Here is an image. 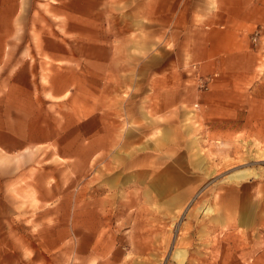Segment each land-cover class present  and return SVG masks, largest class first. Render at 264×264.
<instances>
[{
    "label": "crops",
    "instance_id": "1",
    "mask_svg": "<svg viewBox=\"0 0 264 264\" xmlns=\"http://www.w3.org/2000/svg\"><path fill=\"white\" fill-rule=\"evenodd\" d=\"M54 1L48 4L52 15L58 18L51 26L52 31L42 32L38 44H18L20 36L16 26L17 22L20 25L22 2L0 0V150L4 153L0 168L5 181L1 192L4 212L11 213L3 218L2 228L19 227L25 232H20L18 237L5 236L2 251L5 255L12 253L18 264L63 263L65 256L66 238L56 236L53 239L54 225L48 222L52 221L54 212H63V198L68 196L52 183L51 149L57 151L58 168L65 166L70 158L63 150V140L54 139L53 120H42L44 107L39 103L40 93L63 99L68 88L75 85L77 91H70L68 103L77 104L71 111L79 116V112H84V104L82 108L79 106L84 98L79 93L80 84H85V74L92 75L94 86H98L93 92L92 127L87 128L89 124L83 121L78 138L91 133L92 158L95 159L114 142L113 111L102 112L100 107L102 78L110 77V82L115 79L116 85H140V100L144 102L145 112H129L125 105L124 115L127 121L132 119L142 126L146 121L151 126L150 129L142 127L141 133L147 135H142L138 142L143 144L146 140L148 150L157 148L160 152L146 153L137 160L135 171L139 173L135 174L139 175L143 195L153 185L156 194L164 196L166 190L174 188L176 180L172 172H166L165 165L168 161L174 164L171 156L181 149L182 120L181 117L176 120V109L199 99L200 112H220L221 116H226L227 112H237L242 100H246L247 93L252 94L256 85L259 53L251 46L250 34L262 23L263 16L262 8L254 0H211L215 9L200 29L198 0ZM138 31L141 35L139 47L131 37ZM154 46L158 53L155 63ZM137 51L142 56L138 67L143 75L139 77L137 73L132 75L138 68L134 59ZM38 58H46L51 63L52 74L48 76L49 85L41 86L36 96L37 69L44 65L38 61L37 67ZM155 69L156 76H152L150 70ZM175 69L182 76L175 75ZM190 70H195L196 74L190 76ZM197 77L207 80L204 92L194 87ZM186 85H191L189 95L185 93L188 92ZM149 114L154 119L148 120ZM157 132L163 133L162 138L149 141L152 133ZM79 147L84 149V143L78 142ZM38 152H44V156L36 155ZM76 163L83 165L85 160L77 158ZM37 164L40 165L38 169ZM111 164L106 162V166ZM130 171L133 168L119 170L121 174ZM55 197L60 198L58 203H54ZM99 201L94 212L102 214L99 222L104 223V214L110 213V200ZM65 203L67 211V201ZM247 213L239 215L237 212L234 225L239 222L244 226L252 224V214ZM257 218L252 217L253 220ZM64 219L65 222L61 215L56 220L57 230L63 228V223L67 226L66 217ZM32 230L38 236H30ZM97 234L93 235L92 255L83 248L78 249L76 262L86 264L95 258L94 264H102V261L111 260L112 243ZM181 256L184 254H175L176 258Z\"/></svg>",
    "mask_w": 264,
    "mask_h": 264
},
{
    "label": "rangeland",
    "instance_id": "2",
    "mask_svg": "<svg viewBox=\"0 0 264 264\" xmlns=\"http://www.w3.org/2000/svg\"><path fill=\"white\" fill-rule=\"evenodd\" d=\"M21 2V21L16 26L20 41L17 40V43L38 44L40 34L45 31L50 33L51 26L58 19L48 6L55 1ZM254 2L262 8L263 21L250 34L251 46L259 53L253 92H246L248 97L242 100L243 104L239 105L237 112H227L226 116H221L220 112H200L199 99H193L190 105L183 104L176 109V120L179 117L182 120L181 149L171 156L174 164L168 161L165 165L166 172H172L176 180L174 188L166 190L164 196H158L153 185L143 195L139 175L135 174L139 173L135 171L137 160L146 153L160 152L157 148L148 150L146 140L143 144L138 142L142 135H147L141 133L142 127L148 126L150 129L151 126L146 121L143 126L132 119L127 121L124 115L125 105L129 112H145L144 102L140 100V85H116L115 79L110 82V77L102 78L100 107L102 112L113 111L111 128L114 142L111 148L101 150L95 159L92 158L91 133L85 138H78L83 121L89 124L87 128L92 127L93 92L98 89L93 84L92 75L85 74V84H80L79 93L84 95V102H79V106L84 104V112H79V116L71 111L77 108V104L68 103L71 92L77 91L75 85L68 88L63 99L40 93L39 103L44 107L42 120H53L54 139L63 140V150L70 158L67 164L64 163L65 166L58 168L57 162L60 161L57 151L51 149L54 169L52 183L68 194L63 198V212H54L52 221H48L54 225L53 239L56 236L66 238L64 261H57L56 264H79L76 262L78 249L83 248L92 255L94 232L112 243L109 250L111 260L102 261V264H264V0ZM214 9L211 0L197 1L199 29L205 25L204 21ZM139 31L131 36L138 47L141 38ZM157 54L154 46V63ZM141 58L140 52L134 53L137 67ZM38 61L44 65L37 69L36 96L41 86L49 85L48 76L52 74L51 63L46 58L36 59L37 67ZM142 71L138 67L132 75L137 73L139 77L143 75ZM152 71V76H156L157 69L150 70V73ZM173 71L175 75L182 76L179 70ZM190 71V76L196 74L195 70ZM186 87L188 92L185 93L189 95L191 85ZM194 87L204 92L207 80L201 81V77H197ZM151 116L149 114L148 120L154 119ZM162 134L152 133L149 141L162 138ZM78 142H83L85 148H77ZM40 153L36 155L44 156V152ZM2 157L4 153L0 150ZM77 158H84L85 164L76 163ZM106 162L112 164L106 166ZM39 166L37 164L35 167L38 169ZM124 167L126 170L133 168V171L121 174L119 170ZM240 172L251 176L230 181V177ZM4 182L0 168V264H18L12 253L5 255L2 251L5 236L13 238V235L18 237L20 232L25 233L19 227L2 228L3 218L11 214L4 212L1 192ZM59 199L55 197L54 203H58ZM99 199L110 200V213L104 214V223L99 222L102 214L94 212ZM208 209L210 212H207ZM237 212L239 215L243 212L252 214L250 221L253 223L244 226L239 222L234 225ZM61 215L64 222L65 217L67 220V226L63 223L62 231L60 227L59 230L55 227ZM253 216L258 218L253 220ZM98 225H102L100 229ZM29 235L38 236L34 230ZM177 252L184 256L176 258ZM94 262L95 258H91L86 264Z\"/></svg>",
    "mask_w": 264,
    "mask_h": 264
},
{
    "label": "bare ground",
    "instance_id": "3",
    "mask_svg": "<svg viewBox=\"0 0 264 264\" xmlns=\"http://www.w3.org/2000/svg\"><path fill=\"white\" fill-rule=\"evenodd\" d=\"M251 175L245 172H240L237 173L236 175H234L233 177H230V181L234 182V181H240L243 180L245 178L250 177ZM180 255H177L176 257H179Z\"/></svg>",
    "mask_w": 264,
    "mask_h": 264
},
{
    "label": "built area",
    "instance_id": "4",
    "mask_svg": "<svg viewBox=\"0 0 264 264\" xmlns=\"http://www.w3.org/2000/svg\"><path fill=\"white\" fill-rule=\"evenodd\" d=\"M256 35H257V33H256ZM254 41H256V39L254 38Z\"/></svg>",
    "mask_w": 264,
    "mask_h": 264
}]
</instances>
